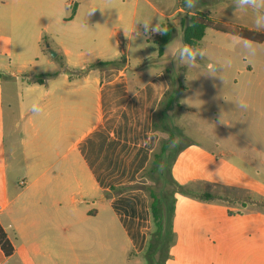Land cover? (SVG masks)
Listing matches in <instances>:
<instances>
[{"label":"crops","instance_id":"obj_1","mask_svg":"<svg viewBox=\"0 0 264 264\" xmlns=\"http://www.w3.org/2000/svg\"><path fill=\"white\" fill-rule=\"evenodd\" d=\"M197 13L263 39L208 28L199 45L186 46L182 28ZM168 25L176 33L159 56L154 38ZM0 55L8 62L0 65V145L13 148L30 176L19 195L45 201L8 209L0 196V223L14 247L11 235L32 239L31 251L47 264H149L148 195L116 189L150 183L140 175L168 137L154 123L172 67L189 65L190 87L181 89L193 99L223 107L184 115L216 124L220 117L228 129L257 131L264 145V0H0ZM123 55L119 66L90 67ZM34 75L48 77L30 82ZM182 114L191 144L172 176L190 194L175 195L173 230L178 222L193 228L180 239L188 253L179 264H264V211L251 208L264 204V173L219 177L218 155L189 134L203 128ZM194 184L216 198L192 194ZM1 187L7 201L5 177ZM11 257L0 249V264Z\"/></svg>","mask_w":264,"mask_h":264},{"label":"rangeland","instance_id":"obj_2","mask_svg":"<svg viewBox=\"0 0 264 264\" xmlns=\"http://www.w3.org/2000/svg\"><path fill=\"white\" fill-rule=\"evenodd\" d=\"M81 50L83 52L85 51L84 48H82ZM51 53L52 52H50V55L52 56ZM7 63V58L0 55V65ZM182 66L183 65H181L180 67L175 66L170 69L171 94L178 98L180 108L174 105L173 108L170 109L168 111V114L165 116V119L169 124L171 132L177 135L176 144L174 145V150H176V156L173 159V163L171 165V173L174 163H176L177 159L180 157L185 148H188L191 144L189 137L184 136L183 117H178V115H180V112L181 114L183 113L182 115H184L185 112L183 111H188L189 108H193L203 112L210 111V113L218 111L219 114H221L223 109V107H220V105L218 104V100H216V98L210 100H202L194 97L193 99L188 89H181V84L186 88L190 87L191 81V74H189V65L186 70ZM225 88L226 87H223L222 89ZM185 115L188 117V120L191 118L194 124L203 128V131H193L192 133H189L190 136L202 145L203 150L210 152L213 151L216 155H218V161L216 163V168L214 169V172H216L215 174H218L219 177H223L229 174L248 173L250 170L254 171V169L264 173V165L261 164V161H264V145L260 144L261 138H258L257 131L246 130L244 132V130H237L231 127H229L228 129L227 126L221 125L220 117L218 119V123L216 124L215 122L211 123L210 120L205 121L200 120L199 118L196 119L194 118V116H191L187 113ZM174 116H177L178 118H172ZM162 123V116H160L158 118V125L160 128H162ZM166 134L168 135V133ZM12 150V147L4 148L0 145V191L2 188L1 179L3 177L6 178L9 184L8 200L6 201V199H4L7 198L5 197V195L4 198L2 197V195H0L2 204L7 205L8 209H17L19 207L25 206L27 208L33 209L43 208L45 201L38 195H30L29 193L25 195H19L24 188V185H21L20 183L22 181L28 183L31 180L29 178V174L24 171L23 162L21 161V159H13ZM246 164H248L250 167H247ZM206 168L207 170L209 169L208 164ZM238 168L243 170L238 171ZM37 172H40L39 167L37 169ZM173 179L176 183V189L181 185L185 186L189 191V184L180 183L174 177ZM224 182L231 183L230 180H223L221 183ZM229 186L232 185L229 184ZM167 188L169 191L172 190V186L168 185ZM231 188L232 187H228V189ZM191 192L192 194H204L206 191L203 186L194 184L191 187ZM262 203L263 202H260L256 206H251V208H258L264 211V204ZM241 210L243 209L241 208ZM192 228L193 227H186L180 222L177 223V232H174V239L170 248V256L168 259L170 260L169 264H179L180 255L188 253V243L184 241L183 245H180V239L183 238L185 235L189 237V230H191ZM11 236L15 244L16 252L9 259V264H47V261L43 257H40V255L38 256L36 253L31 251V247L33 244L32 239H29V237L17 238L13 235ZM225 244L227 243H224V245L219 247V250L214 249V253L223 252ZM86 253L91 252L87 251L85 252V254Z\"/></svg>","mask_w":264,"mask_h":264},{"label":"trees","instance_id":"obj_3","mask_svg":"<svg viewBox=\"0 0 264 264\" xmlns=\"http://www.w3.org/2000/svg\"><path fill=\"white\" fill-rule=\"evenodd\" d=\"M208 28L224 32L240 38L261 41L263 35L248 31L243 28L232 26L212 18L209 14L197 13L189 18L188 24L182 28L183 40L186 46L194 47L199 45L205 36ZM176 30L168 25L163 31L154 38V43L159 56L164 54V47L174 37ZM126 61L125 55L117 61H108L91 65L97 66H119ZM48 75H34L30 82L43 83ZM174 104L179 106V102L171 93H167L164 101L160 103V108L156 113V124L154 128L168 133L167 138H162L157 149L153 152L147 168L141 173V178H146L149 184L137 183L134 185L123 186L116 189L117 192L123 193L133 189L143 190L149 198L150 210L153 219V230L150 233V240L146 250V258L149 264H166L170 256V248L174 239L173 217L175 213V195L176 193L190 194L185 186L175 188V180L171 173V165L176 156L174 145L176 144L177 135L171 132L169 124L165 119L168 111L173 108ZM162 116V128L158 125V118ZM172 186L169 191L167 186ZM201 198H216L212 194H204ZM0 249L4 255L9 258L14 255L15 247L9 239L5 229L0 223Z\"/></svg>","mask_w":264,"mask_h":264},{"label":"built area","instance_id":"obj_4","mask_svg":"<svg viewBox=\"0 0 264 264\" xmlns=\"http://www.w3.org/2000/svg\"><path fill=\"white\" fill-rule=\"evenodd\" d=\"M73 6V2H70L69 4H68V7H72Z\"/></svg>","mask_w":264,"mask_h":264},{"label":"water","instance_id":"obj_5","mask_svg":"<svg viewBox=\"0 0 264 264\" xmlns=\"http://www.w3.org/2000/svg\"><path fill=\"white\" fill-rule=\"evenodd\" d=\"M51 54H52V56H56V53L55 52H52Z\"/></svg>","mask_w":264,"mask_h":264}]
</instances>
